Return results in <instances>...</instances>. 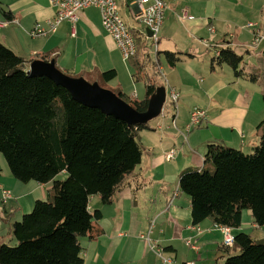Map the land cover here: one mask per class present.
Segmentation results:
<instances>
[{
    "label": "crops",
    "instance_id": "obj_1",
    "mask_svg": "<svg viewBox=\"0 0 264 264\" xmlns=\"http://www.w3.org/2000/svg\"><path fill=\"white\" fill-rule=\"evenodd\" d=\"M166 1L158 56L154 58L151 42L145 41L140 43L142 49L136 57L125 60L115 40L103 27L100 10L96 7L80 13L76 35H72L71 23L65 21L46 37H32L30 31L38 23L49 28L48 21L55 16L51 0H0V18L11 20L0 28V41L23 57L28 69L34 60L43 56L54 60L57 68L66 74L84 79L99 70L116 69L117 76L107 85L139 100L145 97L150 79L156 86L154 105L162 108L149 120L152 129L140 131L141 163L124 177L113 202L104 204L99 195L91 197L90 210L98 209L102 216L95 221L94 233L81 237L84 264H112L114 256L110 253L119 248L127 258L118 264H164L161 258L154 260L158 255L142 238L147 235L145 230L150 232L153 221L155 226L148 234L164 247L165 254L174 258L176 264H222L227 257L222 232L208 219L193 225L191 198L175 189V185L179 184L185 169L203 166L209 144H222L250 153L261 141L258 127L264 121V42L251 49L253 34L246 24L257 21L264 28V0ZM122 11L130 15L123 4ZM5 12L9 13V18ZM227 46L243 56L238 76L228 64L211 66L217 51ZM168 50L192 55L181 54L171 66L163 52ZM145 52L154 60L158 57V65L154 70L153 66L145 64L140 75L135 76L139 60L147 61ZM118 55L129 72L133 92L124 81L122 83L123 65ZM170 88L180 93L178 113L171 103ZM194 106L205 108L208 118L200 127L187 132ZM162 109L164 116H161ZM171 150L175 155L169 159L167 155ZM0 154V197L4 190L12 194L5 203L0 201V245H13L16 243L13 223L29 213L37 200L49 197L53 181L18 180ZM62 174L66 172L57 179H61ZM176 191L179 194L174 197ZM246 210L249 209L243 211L242 226L232 228L234 235L247 225H257L252 211ZM188 239H192L198 249L187 245Z\"/></svg>",
    "mask_w": 264,
    "mask_h": 264
},
{
    "label": "trees",
    "instance_id": "obj_2",
    "mask_svg": "<svg viewBox=\"0 0 264 264\" xmlns=\"http://www.w3.org/2000/svg\"><path fill=\"white\" fill-rule=\"evenodd\" d=\"M163 52L171 66L181 54L192 55ZM149 54H144L146 63H137L135 76L145 64L157 67L158 61ZM242 58L227 46L213 57L211 66L228 64L238 76ZM27 70V61L0 41V153L15 178L53 181V191L13 223L16 244L0 245V264H84L81 237L92 235L102 216L100 210H90L91 197L113 202L124 177L141 163L140 131L152 128L149 121L130 125L87 106L52 78L31 76ZM116 76V69H109L92 77L106 85ZM114 92L146 112L156 86L150 79L141 100L120 89ZM258 132L261 141L252 152L212 143L201 168L181 173L179 190L191 198L193 225L208 219L237 229L243 211L249 209L255 223L264 226V121ZM63 172L67 177L57 179ZM223 247L228 251L224 264H264V238L239 232L233 247Z\"/></svg>",
    "mask_w": 264,
    "mask_h": 264
},
{
    "label": "built area",
    "instance_id": "obj_3",
    "mask_svg": "<svg viewBox=\"0 0 264 264\" xmlns=\"http://www.w3.org/2000/svg\"><path fill=\"white\" fill-rule=\"evenodd\" d=\"M52 6L55 8V16L49 20V28H45L38 23L31 31L32 37H46L50 33L57 31L59 25L65 21L72 25V35H76V23L80 18V13L90 7H96L100 10L102 24L109 35L115 40L118 48L121 51L122 57L125 60H131L139 52L140 43L145 41L151 42V47L155 55L159 51L160 31L165 20V10L167 8L166 0H51ZM130 10V16L136 24L130 25L123 17L121 5ZM11 20L0 18V28L9 24ZM16 21V20H14ZM253 34L249 44L251 49H256L264 42V28L257 21H249L246 24ZM149 30L152 32L149 35ZM220 54V50L216 55ZM158 61V58H156ZM180 93L170 88V99L173 108L178 113V102ZM161 116H164L162 109ZM208 118V113L205 108L194 106L190 111V121L187 124V132L200 127ZM173 124H176V115L173 118ZM161 126V125H160ZM175 151L171 150L167 157H174ZM180 191V190H179ZM179 191L174 193V197L179 194ZM12 194L9 190H4L0 201L6 202ZM155 226V221L151 223L150 232ZM214 228L219 229L223 234V245L233 247L235 235L232 233V228L214 223ZM199 232L201 229L197 226ZM162 260L164 264H176L175 259L165 254L164 247L160 246L149 234L142 237ZM187 245L198 249V246L192 239H188ZM185 264H194L188 262Z\"/></svg>",
    "mask_w": 264,
    "mask_h": 264
},
{
    "label": "water",
    "instance_id": "obj_4",
    "mask_svg": "<svg viewBox=\"0 0 264 264\" xmlns=\"http://www.w3.org/2000/svg\"><path fill=\"white\" fill-rule=\"evenodd\" d=\"M152 32L149 30V35ZM29 75H46L56 83L67 88L77 101L90 106L100 108L102 111L125 120L130 125L148 122L157 116L162 106L154 105L157 95H153L146 112H139L127 101L120 98L114 91L100 86L96 82H89L82 77H73L55 65V61L43 59L34 60L27 70Z\"/></svg>",
    "mask_w": 264,
    "mask_h": 264
},
{
    "label": "rangeland",
    "instance_id": "obj_5",
    "mask_svg": "<svg viewBox=\"0 0 264 264\" xmlns=\"http://www.w3.org/2000/svg\"><path fill=\"white\" fill-rule=\"evenodd\" d=\"M96 10H98V9H96ZM122 14H123V17L126 19V21L130 24V25H132V24H136L135 22H134V20L132 19V17L127 13V11H122ZM248 23V22H247ZM141 49H142V47H140ZM151 49H152V55L154 56V58L156 57V55H155V53H154V51H153V48L152 47H150ZM118 58H119V63H121V65H123V68L120 70V72H121V76H122V78H121V80H122V83H123V81H124V83L128 86V90L129 91H131V92H133V86L131 85V80H130V76H128V73L129 72H127V70H126V67H124V65H125V63L124 62H122V58H121V56L120 55H118ZM162 59V62L166 65V63H165V60L163 59V58H161ZM124 61V60H123ZM127 63V62H126ZM167 67V66H166ZM98 72V71H97ZM97 72H94L93 74H88L86 77H85V80H87V81H89V82H96V83H98L100 86L101 85H104V83L103 82H101L99 79H97V77L95 78V79H93V77L92 76H96V74H97ZM99 72H103V71H100L99 70ZM153 72V71H152ZM123 73H125L124 74V76L126 77V78H124L123 77ZM83 78V77H82ZM128 79V80H127ZM103 87V86H102ZM104 88H107V89H109V90H111V91H114L115 89L113 88V87H111V86H108L107 84L106 85H104ZM187 135V134H186ZM183 139L182 138H180L179 139V141L181 142ZM177 151H178V149H176ZM1 155V154H0ZM4 159V158H3ZM175 161H173V163H174ZM61 179H65L66 177H67V175H65V174H62L61 176ZM175 189H177V190H179V184H178V182H177V184L175 185ZM187 195V194H186ZM32 211V210H31ZM31 211H29V212H31ZM246 211H249V210H246ZM251 211V210H250ZM247 217V216H246ZM166 228H164V230H165ZM155 231H157V227H156V229H154ZM154 231V232H155ZM240 232H246V233H248V234H251V236L253 237V238H255V239H263L264 238V226H259V225H256V226H251V225H247V226H245V228L244 229H242ZM145 233H149V231H148V229H147V231L145 230ZM140 238V237H139ZM138 241H140V239L138 240ZM16 244V243H15ZM15 244H13V245H15ZM160 246H162L161 244H160ZM153 251V250H152ZM111 254V256H114V258L113 259H111V262H112V264H118V262H122V260H123V258H127L126 257V255H124V253L122 252V248H119L118 249V251L117 252H115V253H110ZM157 259V260H156ZM158 259H160V257L159 256H155V258H154V260L155 261H163L162 259H160V260H158ZM225 262V261H224ZM224 262L222 263V264H224Z\"/></svg>",
    "mask_w": 264,
    "mask_h": 264
}]
</instances>
